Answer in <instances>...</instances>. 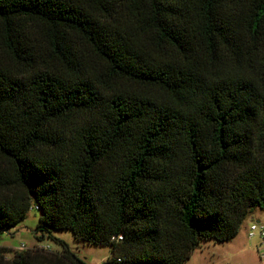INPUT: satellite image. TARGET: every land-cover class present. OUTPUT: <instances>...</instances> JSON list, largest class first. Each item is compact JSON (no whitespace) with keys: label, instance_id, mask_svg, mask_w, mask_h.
Instances as JSON below:
<instances>
[{"label":"trees","instance_id":"16d2710c","mask_svg":"<svg viewBox=\"0 0 264 264\" xmlns=\"http://www.w3.org/2000/svg\"><path fill=\"white\" fill-rule=\"evenodd\" d=\"M31 206L105 264L234 238L264 206V0H0V232ZM58 242L9 264H86Z\"/></svg>","mask_w":264,"mask_h":264},{"label":"rangeland","instance_id":"374dc122","mask_svg":"<svg viewBox=\"0 0 264 264\" xmlns=\"http://www.w3.org/2000/svg\"><path fill=\"white\" fill-rule=\"evenodd\" d=\"M39 216V210L31 206L22 221L0 232V264H9L17 252L61 251L63 245L58 241L66 244L86 264H105L111 256V246L78 241L68 229H53L50 237L44 235L40 240ZM258 219L264 223V206L254 208L245 217L234 238L223 242L201 241L184 264H264V243H260L258 237L248 236V228ZM22 245L25 247L20 250Z\"/></svg>","mask_w":264,"mask_h":264},{"label":"built area","instance_id":"2783aa9c","mask_svg":"<svg viewBox=\"0 0 264 264\" xmlns=\"http://www.w3.org/2000/svg\"><path fill=\"white\" fill-rule=\"evenodd\" d=\"M34 208L38 210V206H34ZM248 236L250 238L258 237L264 243V223L258 220L253 222L248 228ZM117 239L122 240V237L119 236ZM24 247L22 245L19 249L23 250ZM262 259H264V254L262 255Z\"/></svg>","mask_w":264,"mask_h":264},{"label":"crops","instance_id":"0c3cea01","mask_svg":"<svg viewBox=\"0 0 264 264\" xmlns=\"http://www.w3.org/2000/svg\"><path fill=\"white\" fill-rule=\"evenodd\" d=\"M257 221V220H256ZM258 221H260V219H258ZM262 222V221H261ZM260 240V239H259ZM262 241L260 240V243H261ZM262 244H263V242H262Z\"/></svg>","mask_w":264,"mask_h":264}]
</instances>
